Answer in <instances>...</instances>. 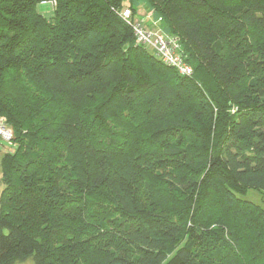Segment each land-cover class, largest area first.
Listing matches in <instances>:
<instances>
[{
	"label": "trees",
	"instance_id": "1",
	"mask_svg": "<svg viewBox=\"0 0 264 264\" xmlns=\"http://www.w3.org/2000/svg\"><path fill=\"white\" fill-rule=\"evenodd\" d=\"M43 1L0 0V264H264V0Z\"/></svg>",
	"mask_w": 264,
	"mask_h": 264
},
{
	"label": "built area",
	"instance_id": "2",
	"mask_svg": "<svg viewBox=\"0 0 264 264\" xmlns=\"http://www.w3.org/2000/svg\"><path fill=\"white\" fill-rule=\"evenodd\" d=\"M42 4H48L51 9H54L56 3L54 0L43 1ZM118 16L132 29L135 38V45L150 49L155 58L163 64L173 67L180 75L191 76L192 68L184 60L181 55L179 40L165 33L160 27V18L152 20V27L144 25L143 20L137 16L138 8L133 11L129 7H124L116 11ZM153 16V12H150ZM0 137L6 141L11 142L13 132L9 128L6 119L0 117Z\"/></svg>",
	"mask_w": 264,
	"mask_h": 264
},
{
	"label": "rangeland",
	"instance_id": "3",
	"mask_svg": "<svg viewBox=\"0 0 264 264\" xmlns=\"http://www.w3.org/2000/svg\"><path fill=\"white\" fill-rule=\"evenodd\" d=\"M37 9H38V11H40L41 13H44V14L50 13V11H51V8L48 4H41L37 7ZM145 9H147L148 11H152V10H149L147 7ZM9 128L12 130V128L10 126H9ZM12 132H13V130H12ZM14 150H15V146L13 144H11V142L6 141L0 137V161H1V157L4 154L13 152ZM1 190H2V185H1V169H0V193H1ZM243 198L259 205L261 208L264 209V195L263 194L255 191V190H249L246 193V195L243 196Z\"/></svg>",
	"mask_w": 264,
	"mask_h": 264
},
{
	"label": "crops",
	"instance_id": "4",
	"mask_svg": "<svg viewBox=\"0 0 264 264\" xmlns=\"http://www.w3.org/2000/svg\"><path fill=\"white\" fill-rule=\"evenodd\" d=\"M136 5L138 6V17L139 19L143 20L144 25H146L147 27H152L151 22L154 19V16L151 15V11H148L147 9H145V3L142 1H138L136 3Z\"/></svg>",
	"mask_w": 264,
	"mask_h": 264
},
{
	"label": "bare ground",
	"instance_id": "5",
	"mask_svg": "<svg viewBox=\"0 0 264 264\" xmlns=\"http://www.w3.org/2000/svg\"><path fill=\"white\" fill-rule=\"evenodd\" d=\"M145 48V47H144ZM146 49H148V48H146ZM148 50H150V49H148ZM151 51V50H150Z\"/></svg>",
	"mask_w": 264,
	"mask_h": 264
},
{
	"label": "clouds",
	"instance_id": "6",
	"mask_svg": "<svg viewBox=\"0 0 264 264\" xmlns=\"http://www.w3.org/2000/svg\"><path fill=\"white\" fill-rule=\"evenodd\" d=\"M154 16V15H153Z\"/></svg>",
	"mask_w": 264,
	"mask_h": 264
}]
</instances>
